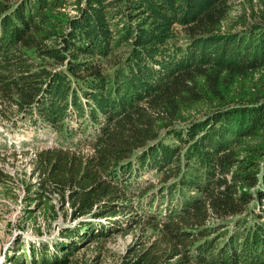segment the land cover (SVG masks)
I'll return each mask as SVG.
<instances>
[{"label": "trees", "instance_id": "16d2710c", "mask_svg": "<svg viewBox=\"0 0 264 264\" xmlns=\"http://www.w3.org/2000/svg\"><path fill=\"white\" fill-rule=\"evenodd\" d=\"M233 8L0 0V118L90 146L36 150L25 220L76 223L8 264H99L137 225L154 235L119 264H264V9Z\"/></svg>", "mask_w": 264, "mask_h": 264}, {"label": "rangeland", "instance_id": "374dc122", "mask_svg": "<svg viewBox=\"0 0 264 264\" xmlns=\"http://www.w3.org/2000/svg\"><path fill=\"white\" fill-rule=\"evenodd\" d=\"M233 5L232 16H235L252 7L261 11L264 9V0H229ZM81 145L84 151H88L89 144H85L81 134H68L62 136L53 128L43 124L33 125L29 121L10 124L0 118V168L9 171L14 176L15 192L11 197L0 195V264H8V255L20 249L22 244H15V238H22L29 245V242L49 240L58 236L61 227L74 225L70 216L64 212L55 221H46L43 214L37 213L35 219L26 221L27 211L24 206V185L23 179H30L34 168V154L36 150L54 147ZM145 179H156L150 173L144 176ZM35 181V178L34 180ZM58 202V201H56ZM68 208V205H66ZM51 223V224H50ZM39 229V230H38ZM42 234H39V232ZM154 235L152 228L146 225L133 226L128 232L114 234L106 242V250L100 254L99 264H119L122 256L128 255L131 249L139 248L149 237ZM82 252V251H81ZM87 258L93 257L95 252L87 251ZM82 254V253H81Z\"/></svg>", "mask_w": 264, "mask_h": 264}]
</instances>
